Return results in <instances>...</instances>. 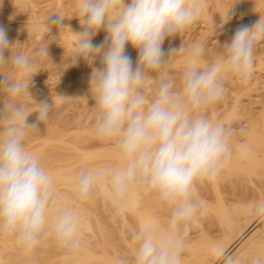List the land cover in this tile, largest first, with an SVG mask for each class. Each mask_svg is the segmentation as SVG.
<instances>
[{
  "label": "clouds",
  "instance_id": "1",
  "mask_svg": "<svg viewBox=\"0 0 264 264\" xmlns=\"http://www.w3.org/2000/svg\"><path fill=\"white\" fill-rule=\"evenodd\" d=\"M11 2L15 8L25 4V0ZM203 9L204 0H78L80 30L72 31L76 40L71 62L73 66L84 62L91 73L88 93L67 98L94 101V133L116 141L124 165L110 174L82 169L76 193L86 199L94 186L108 181L119 201L131 185L143 183L172 209L168 230L142 227L133 235L131 264H181L188 222L200 208L194 199L195 184L216 176L231 158V126L204 113L222 98L225 73L241 82L251 78L255 45L264 39V17L238 27L223 44L218 42V58L203 68L204 45L194 46L182 88L176 91L174 80L163 73L185 49L172 41L199 19ZM45 25L49 30L63 28L64 18L50 16ZM101 31L104 39L96 44L94 38ZM16 43L0 26V68L11 65L18 72L17 78L0 75V93L6 96L0 103V233L13 235L25 253L37 247L42 235L52 234L61 246L75 251L78 215L73 208L60 206L49 172L25 147L29 132L48 119L53 105L45 97L28 112L17 102L33 84V77L28 79L33 61L27 55H12ZM129 46L137 53L135 60L126 51ZM38 55L50 57L49 47L41 48ZM151 71L161 76L149 100L144 85L153 79ZM32 113L36 117L30 122ZM237 150L243 154L246 145H237ZM252 210L264 217V201ZM225 264L237 262L226 256ZM250 264H264V256H253Z\"/></svg>",
  "mask_w": 264,
  "mask_h": 264
},
{
  "label": "bare ground",
  "instance_id": "2",
  "mask_svg": "<svg viewBox=\"0 0 264 264\" xmlns=\"http://www.w3.org/2000/svg\"><path fill=\"white\" fill-rule=\"evenodd\" d=\"M7 1L2 0L0 3V11L2 12L0 13V22L4 20L5 14L1 9L6 8ZM42 1L25 0L24 6L19 8L21 13L35 15L29 17L26 32L37 38H44L49 32L51 34L57 33L56 36H52L60 39V43L65 48L75 47L76 37L72 31L80 30L76 18L78 0H66L68 5L63 0H54L37 15L35 10L38 9V4ZM209 8L212 11H209ZM238 8L243 9L248 14L251 24L259 17H264V0H204V9L199 19H202L201 21L206 25L207 22L216 23L215 20L223 22L230 13ZM53 15L64 18L65 26L63 28L56 29L53 27V30H49L46 27V20ZM0 26L6 29L8 37H11L9 39H12L11 41L16 40V35L22 32V28L15 27L12 29L11 25L5 21L0 23ZM13 32H15L13 34L15 37L10 36ZM203 34L205 35L204 32ZM104 36L105 33L101 31L94 38V43H100ZM205 36H200L201 38L196 39L195 43L192 41V44L188 46V53L185 54V52V55H180L182 57L178 56L164 71L163 75L165 74V76L171 77L174 82L181 84L183 78L178 75L177 67L180 68L182 64L187 63L191 50L199 44H203L205 48L202 56L204 59L200 58L202 68L212 60H216L221 50L220 44H223L227 39L225 40L224 35H221L223 38L216 39L217 42H214L215 45L213 44L212 48L207 46L206 38L209 36L206 38ZM225 37H227L226 34ZM128 49H130L127 51L129 55L136 54V51L130 46L126 50ZM74 51H71V55H69L72 56ZM213 51L214 53H211ZM207 53L208 55L212 54L209 56L211 58L208 59V55L207 58L205 57L204 54ZM263 57L264 49L257 57L260 66H264ZM86 67L88 66L86 65ZM88 68L83 70L84 72L82 71L81 78L79 76L77 82L74 81L75 83H71L72 85H65L54 95L49 96L48 99L52 105L66 100H80L84 103L91 100L90 98H67L83 96L88 93V80L91 72V68ZM227 74L223 75L224 80L229 77ZM149 76L153 79L145 83L144 91L147 98L151 100L152 97L148 96L153 95V93L150 95L152 89L156 90L157 86L154 83L158 81L161 73L151 71ZM251 81H253H249L251 84L248 81H240L237 83L240 84V88L237 84L234 86L243 91H250L252 88L257 89L256 87L264 84L260 81V77ZM181 88L182 84L178 86L177 91H180ZM149 90L150 94L147 95ZM30 98L32 99V97ZM234 101L230 115L224 119L232 121L231 119L239 116H246L248 118L246 121L250 124L248 128H244L245 130L239 136L233 135L234 138L231 137V158L218 174L211 178L198 180V185L197 182L195 184L194 199L199 202L200 208L188 222L189 228L183 241L181 264H218L230 251L232 254L230 253L228 256H231L237 264H250V259L253 256H264V217L256 215L252 210L255 203L264 201V110H261L260 114L256 112L259 116L254 112L256 117L253 112H249L250 108L253 111L252 107L247 106L248 108H246L244 106L243 108L242 105L239 107L241 102L239 97L238 100L236 98ZM25 107L27 111L33 109V107H28L29 109L27 106ZM212 111V120L222 123V118H218L213 109ZM239 112L243 115L241 116ZM52 117L55 119V115ZM46 127L48 125L44 129L41 127L40 134H28V138L25 139L27 142L25 146L28 147L26 150L36 155L40 163L49 172L55 193L60 200V206L73 208L76 211L79 219V247L72 251L61 246L54 234L42 235L37 247L31 252L25 253L13 235L0 233V264H118L120 260L131 264L135 249L132 240L133 235L142 227H154L160 231L168 230L172 209L158 200L154 191L147 188L143 183L131 185L124 198L116 201L112 195L110 183L103 181L94 186L92 194L88 198L80 199L76 193V179L82 169L93 173L105 171L110 174L113 170L124 165L118 145L116 141L115 144L113 143L114 145L110 146V142H108L110 140H104L106 141L104 142L101 138V140H97V136V139L93 138L95 137L94 132V134L92 133L94 136L90 134H76L75 136V133L70 132V136H68L67 130L66 132L62 128L60 129L62 131H59V127ZM56 128L58 130H55ZM29 135L34 136V138L29 139ZM89 139L91 141L88 142ZM50 142L60 145L54 144L56 145L54 146L51 143L49 146ZM28 144L32 147H29ZM240 144L246 145L247 148L243 154L237 150V145ZM100 214L103 215V220L99 218ZM54 215L55 212H53ZM261 220H263V224L257 227L258 225L255 224ZM181 230H183V226H181ZM221 263L225 264V258Z\"/></svg>",
  "mask_w": 264,
  "mask_h": 264
},
{
  "label": "rangeland",
  "instance_id": "3",
  "mask_svg": "<svg viewBox=\"0 0 264 264\" xmlns=\"http://www.w3.org/2000/svg\"><path fill=\"white\" fill-rule=\"evenodd\" d=\"M53 1L54 0H46V1L43 0L42 2H40L38 4V9L35 10L36 14L37 15L40 14L42 9H44L45 6H47L48 4L53 3ZM63 1L65 2V4H67L68 0L67 1L63 0ZM1 10H3L5 16H4V20H2V22H0V23H3V21H5L7 24L11 25L12 29L15 27H20V29L22 28V32H21L22 34L21 33L19 35L17 34L15 37L13 35V34H15V32H13V33H11L12 35H10L12 37L17 38L16 40L13 39V41H15L17 43L15 44V46L12 50V55H16V54L27 55L33 61V68L31 70L29 77H28L29 80H31V78L33 77V84L30 87L28 93H24L20 97L17 98V102L19 104H23L24 106H27V108L33 107L32 111L28 110V112H33L35 110L36 100H40V99H43L45 97L49 98V96L51 97L52 94L54 95V93H56L59 89L61 90V88L63 86H65V85L67 86L71 83L73 84L74 81L77 82L79 80V78H81L80 75H82V71L88 67H86L84 62H80L79 66H73L72 62H71L72 56H70L71 55L70 52L74 51L75 47L65 48L63 46V44L60 43L61 42L60 39L54 38L52 36L51 32L46 33V36L44 38H37V37H34V35L26 32V29H28L29 17H33L35 15H32L31 13L19 12V8H15L13 6L11 0H8L6 2V8L1 9ZM208 10L212 11L211 8H209ZM242 12H244V10L241 8H238L237 10L230 13L225 21L222 22L220 20H217V21L215 20L216 23L213 22V24L211 23L212 25L208 22L206 25L205 23H203L201 21L202 19H198L193 25H191L182 34H180L174 41H172V43L175 46H179L180 44H182L184 46V49H185L184 53L186 52L185 54H187L188 53L187 51L189 49L188 46L190 44H192V41L195 43L196 39L198 40L200 36L202 37V36H205L206 34H209V35H206L209 37L206 38V36H205V38L207 40V46L208 47L211 46L213 48V46L215 45L214 42H217L216 39L220 40L221 38L224 37L225 40L226 39L230 40L232 37V34L234 33V31L238 27H240L242 25L251 24L249 21L250 19H249L248 14L245 12L244 13H242ZM0 13H2V12L0 11ZM210 14H211V12H210ZM207 31H210V32L206 33ZM203 32L205 33V35L203 34ZM211 33H213V34H211ZM225 34L227 35V37H225ZM221 35L222 36L224 35V36L222 37ZM9 38H11V37H9ZM168 45H169V42L166 40L165 45H164L165 48H167ZM43 47H49L50 57H40L38 55L39 50ZM209 49H211V48H209ZM263 49H264V39H261L255 45L253 70H252L251 78L249 80H247L248 82L249 81L253 82L251 80H253L255 78H259V77H260V81L264 82V66H260V63L257 59L258 55H260V53L262 52ZM212 50H216V49H212ZM126 51H130V49H128ZM211 53H214V51ZM136 54L132 56L133 60H135ZM204 55H206L205 57L207 58L208 53L204 54ZM210 55H212V54H210ZM210 55H208V59L211 58V57H209ZM179 57H182V56L179 55ZM202 58L204 59V57H202ZM214 61L212 60V62H214ZM180 65H178V66L180 67ZM97 66H99L98 62H97ZM185 67H186V64L185 65L182 64L180 68L177 67L176 71H177L178 75L180 76V78H183V73H184ZM200 67L202 68V66H200ZM88 69H90V68H88ZM0 75H8L12 78H17L18 72L11 65H8L5 68H0ZM227 75L230 77V78L227 77L229 79L225 78L226 80H224V78L222 77L223 84H224V94H223L222 98L219 101L215 102L213 105L209 106V108L206 110L204 115H206L208 118L212 119L213 118L212 117L213 116L212 109H213L215 114H217L218 118H222L221 120H223V122L221 124L225 125L226 127L231 126L232 131H233L232 136L235 135V137H236V136H239L246 128L249 127L250 123L246 121V119H248V118H246V116H242L243 113L241 115V112H239V114L242 117H240V116L239 117L237 116L238 118L233 117L234 119H231L232 121H229L230 119H228V121H226L224 119V117L226 118V116L230 115V112H231L230 109L234 106L233 101L236 98L238 100V97L241 100L240 104L238 103L239 107L241 105L243 106V108H244V106H246V108L252 107L253 111H251V108H250L249 112H253V113L254 112L259 113V112H261V110H264V87H263L264 84H263V86H262V84L261 85L259 84L260 86L258 85L259 87H256L257 89L252 88L250 91L249 90L243 91L241 89H237V86H234L235 84L240 83V80L238 78L236 80V77L231 73H228ZM164 76H165V74H164ZM234 81H235V83H233ZM250 82H249V84H251ZM154 84H155V86H157L156 81ZM181 84H180V82H177V83L175 82L174 87H175L176 91L178 89V86H180ZM231 84H233V85H231ZM237 85L239 86L238 88H240V84H237ZM147 93H148L147 95H149L150 90ZM152 93H153V95H152ZM150 95H152V96H148V97H152V98L154 97L155 91L153 89L151 90ZM30 97H32V99ZM152 98H150V99H152ZM5 99H6V96L3 93H0V103H3ZM82 102L83 101H80V100H77V101L76 100H71V101L66 100V101L60 102L59 104L58 103H56L55 105L53 104V107H52L51 112L49 113L48 119L40 124L38 130H32L29 132V134H33V135L35 133L40 134L39 130H41V127L44 129L45 126L48 125V127L49 126L50 127L54 126L57 128L59 127V131H62V130L66 131L67 130L68 134H69L68 136H70V133H73V134L75 133V136H76V134L77 135L78 134H81V135L90 134V135H92V133L94 132V124H95V113L92 109V106L94 105V101L87 100L86 103H84V102L82 103ZM234 103H235V101H234ZM239 109L241 111V108H239ZM56 113H57V116H56ZM256 114H255V116H256ZM259 114H257V116H259ZM54 115H55V119H54V117H52ZM35 117H36V114L32 113V114H30L28 119L31 122V121L35 120ZM48 127H46V128H48ZM57 128L55 130H58ZM61 128H62V130H60ZM37 134H35V135H37ZM92 136H94V135H92ZM27 138H28V136H27ZM31 138H34V136L32 137L31 135H29V139H31ZM66 138H67V136H66ZM93 138L97 139L96 135ZM232 138H234V136ZM91 139H89L88 142L91 141ZM96 139H94V140H96ZM99 139L100 138H98L97 140H99ZM102 141H104V139ZM34 142L33 143L31 142V143L35 146L36 144ZM104 142H106V141H104ZM108 142H110V144H109L110 146H112L113 143L115 144V141L112 142V140H110ZM25 143H27V142L25 141ZM36 143L39 144V142H37V141H36ZM51 143L53 145L58 144V143L50 142V144L48 143L49 146L51 145ZM56 145H54V146H56ZM58 145H60V144H58ZM84 145H85V143H84ZM84 145H82V146H84ZM109 145L107 143V146H109ZM30 146L32 147V145H29V147ZM82 146H80V147L82 148ZM33 148H35V147H33ZM26 149H28V147ZM68 152H70V151H68ZM73 160H75V159H73ZM198 183L199 182H197V185H198ZM102 217H103V215L101 216V214H100L99 218L102 219ZM262 224H263V220H261V222H258V224H255V225H258L257 227H260ZM230 253L232 254L231 251L228 252L223 257V259L226 256H228ZM223 259H221L218 262V264H222L221 262Z\"/></svg>",
  "mask_w": 264,
  "mask_h": 264
}]
</instances>
